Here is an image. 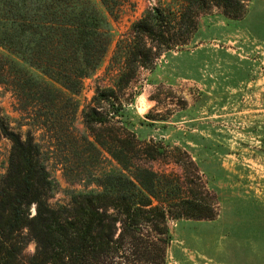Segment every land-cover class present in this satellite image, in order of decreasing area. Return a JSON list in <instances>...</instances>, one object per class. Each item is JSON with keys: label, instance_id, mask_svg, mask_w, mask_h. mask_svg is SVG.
<instances>
[{"label": "rangeland", "instance_id": "obj_1", "mask_svg": "<svg viewBox=\"0 0 264 264\" xmlns=\"http://www.w3.org/2000/svg\"><path fill=\"white\" fill-rule=\"evenodd\" d=\"M93 1L110 22L111 41L75 102H38L29 117L0 84V117L32 130L55 181L49 203L68 204L80 191H102L108 173L144 167L160 176L162 199H199L209 208L203 214H214L168 218L166 264H264V0H240L238 16L212 4L197 15V30L170 47L143 41L146 66L141 56L127 64L132 23L177 0H130L119 16ZM91 107L104 117L94 131L83 118ZM154 149L162 153L144 152ZM11 152L0 131V179ZM239 193L255 199H233ZM35 252L30 241L23 257Z\"/></svg>", "mask_w": 264, "mask_h": 264}, {"label": "trees", "instance_id": "obj_2", "mask_svg": "<svg viewBox=\"0 0 264 264\" xmlns=\"http://www.w3.org/2000/svg\"><path fill=\"white\" fill-rule=\"evenodd\" d=\"M99 1L119 16L130 0ZM212 4L234 16L242 8L240 0H177L175 7L148 11L132 23L136 45L127 51V64L141 56L146 66L145 40L166 47L185 41L197 30L199 12ZM110 41V22L93 0H0V84L29 117L38 102H75L73 95L98 69ZM83 118L92 131L104 120L95 107ZM0 131L12 142L0 179V264H166L169 217L214 218L203 214L209 208L202 200L162 199L160 176L140 166L135 175L106 174L102 191H80L68 204L52 206L56 184L32 130L17 131L0 117ZM154 151L144 152L151 158L162 153ZM30 241L36 252L25 259Z\"/></svg>", "mask_w": 264, "mask_h": 264}, {"label": "crops", "instance_id": "obj_3", "mask_svg": "<svg viewBox=\"0 0 264 264\" xmlns=\"http://www.w3.org/2000/svg\"><path fill=\"white\" fill-rule=\"evenodd\" d=\"M228 198H232V197H228ZM233 199H242V201L241 202H247V201H249L250 199L252 200V199H255V197H253V195H251V194H249V193H243V194H240L239 193V195H237L236 197H234ZM253 201V200H252ZM245 212V216L243 217V218H249V212L247 211V209H244L243 208V213ZM252 213H253V211H251ZM255 213H253L252 214V217H254L255 215H254ZM248 215V216H247ZM245 227H248L249 226V223L247 222V223H245V224H243Z\"/></svg>", "mask_w": 264, "mask_h": 264}, {"label": "bare ground", "instance_id": "obj_4", "mask_svg": "<svg viewBox=\"0 0 264 264\" xmlns=\"http://www.w3.org/2000/svg\"><path fill=\"white\" fill-rule=\"evenodd\" d=\"M148 106V103L146 102V100L143 98L142 101H141V109H146Z\"/></svg>", "mask_w": 264, "mask_h": 264}]
</instances>
